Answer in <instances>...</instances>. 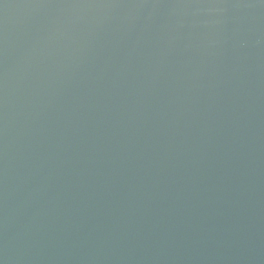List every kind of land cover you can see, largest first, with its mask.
Instances as JSON below:
<instances>
[{"label": "water", "instance_id": "1", "mask_svg": "<svg viewBox=\"0 0 264 264\" xmlns=\"http://www.w3.org/2000/svg\"><path fill=\"white\" fill-rule=\"evenodd\" d=\"M0 264H264V0H0Z\"/></svg>", "mask_w": 264, "mask_h": 264}]
</instances>
